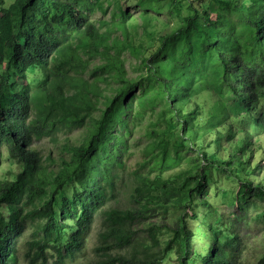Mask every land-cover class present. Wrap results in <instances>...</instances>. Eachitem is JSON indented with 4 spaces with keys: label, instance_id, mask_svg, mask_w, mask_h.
<instances>
[{
    "label": "trees",
    "instance_id": "trees-1",
    "mask_svg": "<svg viewBox=\"0 0 264 264\" xmlns=\"http://www.w3.org/2000/svg\"><path fill=\"white\" fill-rule=\"evenodd\" d=\"M156 2L174 15L172 30L154 23ZM136 3V13L132 3L111 13L112 0H14L0 18V154L18 167L0 177V264H20L23 247L29 264L75 262L98 220L82 264H162L170 254L176 264H264V232L249 226L264 207L244 197L227 216L205 196L218 173L264 199V110L255 113L264 0ZM96 10L111 19H93ZM127 50L139 57L136 76ZM228 95L245 110L235 118L251 113L260 135L209 111ZM157 106L151 141L130 167L134 120ZM44 139L55 148L36 144ZM193 225L208 229L198 250Z\"/></svg>",
    "mask_w": 264,
    "mask_h": 264
},
{
    "label": "rangeland",
    "instance_id": "rangeland-1",
    "mask_svg": "<svg viewBox=\"0 0 264 264\" xmlns=\"http://www.w3.org/2000/svg\"><path fill=\"white\" fill-rule=\"evenodd\" d=\"M114 2V5H112V7L110 8L109 12H113L116 9V5L117 4H130L132 3V7L130 8V10L134 11L135 13L137 12V10L135 11L134 7L136 6V2L137 0H112ZM14 2V0H3L2 4H0V18L1 17H5L7 16V11H5L12 3ZM156 5V15L158 16L157 20H154V23L157 24V27L163 31H170L173 29V27L176 25V21H174V15H170L169 11L167 10V8L165 7L166 2L164 4H159L158 2L155 3ZM152 12V11H151ZM154 12V11H153ZM106 15V16H105ZM103 15V13L101 11H97L94 13L93 15V19H111V15L109 13ZM156 19V18H155ZM177 22H180V20H178ZM135 41L138 44H143L145 49L150 48V44L148 42V39L146 36H140L138 35V38H135ZM121 56L126 60V64H127V68L128 71L130 72L131 75L136 76L138 73H140V70L135 71L133 69V66L135 65H139L140 64V60L139 57L134 54L131 53L130 51H125L124 53H121ZM4 67L0 65V74L4 73ZM31 75H29L30 77ZM222 102H215V104L210 103V107H209V111L212 113H219L221 112L223 109H225L226 111H229L232 115V117L230 118V121L235 125V126H241V127H245V128H249L254 134H253V138H255L256 136L260 135L261 133L255 132V130H253L251 127H249V123L252 119V115L251 113H249L248 115H246L243 118H235L236 115L241 114V112L244 113V109L240 106V104L238 102H234L233 98H231L229 95L225 96L222 100ZM264 102V101H263ZM134 108L136 110H139L141 108H139V105H137L136 103L134 104ZM264 108L260 107L257 108L256 112L259 116L262 115ZM255 111V110H253ZM161 112V108L160 106H157L154 110L148 111L146 110V113L144 115V117H142V119L139 121L134 120L136 122V127H135V132L133 133L132 137L130 138L131 141V145H132V150L135 151L134 155L131 157V159L129 160L128 164L130 165V167H134L136 165V163L138 161H140V159L142 158L139 148L145 146L149 141H151V139L149 137H147L146 135V126L148 125V123L150 121H155L156 119H158V115ZM116 130V129H115ZM115 130H113V132H115ZM76 134V133H75ZM264 139V138H263ZM38 145H41L45 150H51L52 148H55L54 145L49 141V140H41L38 141V143H36ZM188 155H190L191 153H187ZM7 154L5 153V150H3L0 154V177L3 176H9L11 174H15L18 172V167L17 165L12 162L7 160ZM72 188V186H70ZM209 190V194H206L205 196L209 199L210 201V206H207V209L212 208L215 211H218L221 214H225L227 216L235 213L236 210V205L237 203H242L241 199H243L244 197L247 199V201L249 203H256L258 204L260 207H264V199L263 200H259L255 197H253L252 195H241L238 193L239 190V185L237 183H235L233 180L227 179L224 175L222 174H218V173H211V179H210V183H209V187L207 188ZM219 189H224L227 190L228 193L226 195H222L221 193L215 192L214 190H219ZM71 196V193L67 194ZM235 201V202H233ZM237 202V203H236ZM114 204V203H113ZM120 204L117 203L115 205ZM126 203L123 202L119 205V207L123 208L125 207ZM255 209L257 211H261L258 210L257 208H252ZM60 208L59 206H57V213L58 215L60 214ZM254 213V212H253ZM214 219V217H213ZM101 221H96V224L94 226V228L92 229V231L90 232L88 239H87V243H86V255L80 257V259L76 260L75 262H71L68 264H82V262H85L84 258L85 257H91L93 255V249L95 247V245L97 244V240H98V233L101 229ZM194 224L197 225V222L195 221ZM194 226L193 225V231L195 233V240H194V246L195 248H197L201 245L200 242V233L203 232L204 235H207L208 229L206 226ZM247 222H242L240 221L238 227L239 229L243 230L246 228ZM249 226L252 227V232L255 233H259L260 235L263 234L264 232V216L261 219L258 220H253L249 223ZM27 237V235H26ZM264 237V234L263 236ZM26 249L25 247L22 248V252L20 255V264H29L28 260L25 259L24 257V253H25ZM260 251H256L253 252L254 254L259 253ZM176 259L177 256L174 254H170V256H167V258L162 262V264H176ZM55 262V258H52L48 264H54Z\"/></svg>",
    "mask_w": 264,
    "mask_h": 264
}]
</instances>
